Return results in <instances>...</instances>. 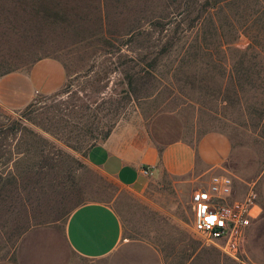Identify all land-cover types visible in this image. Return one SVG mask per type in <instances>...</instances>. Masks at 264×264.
<instances>
[{
    "label": "rangeland",
    "instance_id": "1",
    "mask_svg": "<svg viewBox=\"0 0 264 264\" xmlns=\"http://www.w3.org/2000/svg\"><path fill=\"white\" fill-rule=\"evenodd\" d=\"M44 57L63 63L61 88L21 110L0 108V250L29 224L103 201L128 237L104 264L130 255L137 264H264V237L256 245L247 231L233 257L193 231L191 194L207 180L165 175L136 193L87 159L115 128L190 143L222 131L231 165L257 177L264 0H0V75Z\"/></svg>",
    "mask_w": 264,
    "mask_h": 264
},
{
    "label": "crops",
    "instance_id": "2",
    "mask_svg": "<svg viewBox=\"0 0 264 264\" xmlns=\"http://www.w3.org/2000/svg\"><path fill=\"white\" fill-rule=\"evenodd\" d=\"M65 79V67L54 57L5 72L0 75V108L21 110L38 94L57 91ZM233 153L232 142L222 131L205 132L190 143L181 138L161 142L142 131L115 128L87 150V159L104 176L136 193L165 175L188 177L192 186L199 181L208 182L213 174L224 173L234 179L239 193L253 186L264 210V168L257 177L246 176L231 165ZM147 166L152 167L151 176L142 173ZM252 167H248L250 174ZM247 235L258 245V239L264 237V215L253 221ZM127 241V230L117 211L107 202L90 201L75 207L64 220L29 224L8 251L0 250V264L111 263L116 255L124 253ZM137 259L138 256L130 255L123 264H137Z\"/></svg>",
    "mask_w": 264,
    "mask_h": 264
},
{
    "label": "built area",
    "instance_id": "3",
    "mask_svg": "<svg viewBox=\"0 0 264 264\" xmlns=\"http://www.w3.org/2000/svg\"><path fill=\"white\" fill-rule=\"evenodd\" d=\"M142 173L151 176L152 167H143ZM191 209L193 231L205 240L219 241L233 257L262 212L254 187L239 193L234 179L224 173L213 174L193 190Z\"/></svg>",
    "mask_w": 264,
    "mask_h": 264
}]
</instances>
